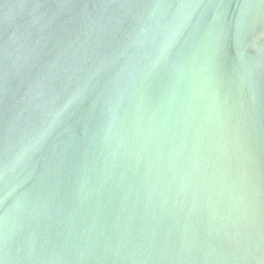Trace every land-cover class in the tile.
I'll list each match as a JSON object with an SVG mask.
<instances>
[{
  "label": "water",
  "instance_id": "obj_1",
  "mask_svg": "<svg viewBox=\"0 0 264 264\" xmlns=\"http://www.w3.org/2000/svg\"><path fill=\"white\" fill-rule=\"evenodd\" d=\"M0 264H264V0H0Z\"/></svg>",
  "mask_w": 264,
  "mask_h": 264
}]
</instances>
